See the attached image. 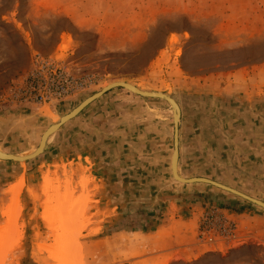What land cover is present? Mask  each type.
<instances>
[{"label": "rangeland", "instance_id": "374dc122", "mask_svg": "<svg viewBox=\"0 0 264 264\" xmlns=\"http://www.w3.org/2000/svg\"><path fill=\"white\" fill-rule=\"evenodd\" d=\"M116 81L178 104L182 178L264 202V0H0L2 152L36 148ZM173 141L167 102L114 89L36 159L0 160V264H59L48 248L60 237L69 264H151L141 261L149 254L171 255L166 264H264V209L175 181ZM84 157L104 180L84 175L95 172ZM16 189L20 212L8 222ZM196 211L198 255L180 258L194 245L150 252L130 236Z\"/></svg>", "mask_w": 264, "mask_h": 264}, {"label": "water", "instance_id": "95a60500", "mask_svg": "<svg viewBox=\"0 0 264 264\" xmlns=\"http://www.w3.org/2000/svg\"><path fill=\"white\" fill-rule=\"evenodd\" d=\"M114 89H124L134 95H138L143 98H149V99H160L165 102H167L172 110V120L174 124V141L173 146L174 150L172 153L171 158V172L172 176L175 181L181 184H206L212 187H215L219 190L228 192L236 197H239L257 207H260L264 209V202L251 198L249 196H246L232 188H229L227 186H224L222 184L216 183L214 181L205 179V178H190L185 179L182 178L178 174V158H179V150H178V122L180 119V109L178 104L172 99L169 95L161 93V92H155V91H144L136 88L135 86L124 82V81H116L113 83H110L109 85L103 87V89L94 94L93 96L87 98L85 101H83L79 106H77L75 109H73L70 113L62 116L58 119L55 123H53L41 136L40 142L38 146L28 152H23L19 154H8L5 152H2L0 150V160L5 162H12V163H26L28 161L34 160L40 155H42L45 151L46 145L49 142V140L52 138V136L62 127L64 124L68 123L70 120L77 117L88 105L93 103L98 98L102 97L104 94L114 90Z\"/></svg>", "mask_w": 264, "mask_h": 264}, {"label": "crops", "instance_id": "0c3cea01", "mask_svg": "<svg viewBox=\"0 0 264 264\" xmlns=\"http://www.w3.org/2000/svg\"><path fill=\"white\" fill-rule=\"evenodd\" d=\"M32 110L34 111V108H32ZM80 160H84L85 162L89 163L90 171H92L93 168L95 167L94 174L88 175L86 172L84 173V175L89 180L93 182L94 181L100 182L104 180L103 178L104 175L101 172H98L99 169H96V166H94L90 158L84 157V159H80ZM178 162H179V158H178ZM200 215H201V212L196 211L192 213L191 216H189L187 219L182 220V218H178V220L175 219L174 221H170V223H168L169 224L168 229L163 228L164 226H159L158 228H155L151 233L144 234V232H133L131 233L130 236L132 238H138V239L143 240V243L145 244V246L149 247L150 252L152 251L153 248H156V250H158L159 247H162V246L163 248H166L167 246L168 249H171V248L178 249L180 246H185V245L191 246V245H194L195 243V239H196L197 232H198V220H199ZM172 227H176V229L175 228L173 229ZM165 234H168V235H165ZM162 236H164L165 238L159 239ZM145 249L146 248L144 247V250ZM192 249H193L192 251L188 249L186 250L187 251L186 252L183 249V247H181L179 249L180 251H182L181 253L182 256H180V258L182 259L184 256H188L189 254L198 255L201 252H203V250L200 247H197L195 245L194 247H192ZM171 257H172L171 255H166V254H149L141 261L143 263L147 262L151 264H154V263L155 264H166L168 262L167 260H169L167 258H171Z\"/></svg>", "mask_w": 264, "mask_h": 264}, {"label": "bare ground", "instance_id": "6f19581e", "mask_svg": "<svg viewBox=\"0 0 264 264\" xmlns=\"http://www.w3.org/2000/svg\"><path fill=\"white\" fill-rule=\"evenodd\" d=\"M18 197H19V190L16 189V191L14 192V198H13V201L11 203V207L9 208V210L7 212L8 222H10L11 220H14L13 218L17 217L19 212H20V206H19V202H18ZM14 214H15V216H13ZM57 237H59V236L57 235ZM60 238L54 242V245H52L51 247L48 248V251L53 255L54 260L57 261L59 264H69L68 263L69 261L66 260L67 259L66 255L69 253V251L71 252V250L66 249V245L65 244L68 243V242L65 243L64 239L62 240ZM0 246H3V245H0ZM70 246H71V244H70ZM2 248H3V250L5 249L4 247H2ZM3 250H2V252H3ZM5 252H6V249H5ZM64 254H65V256H64Z\"/></svg>", "mask_w": 264, "mask_h": 264}, {"label": "trees", "instance_id": "16d2710c", "mask_svg": "<svg viewBox=\"0 0 264 264\" xmlns=\"http://www.w3.org/2000/svg\"><path fill=\"white\" fill-rule=\"evenodd\" d=\"M27 262L29 263V261L27 260V261L23 262L22 264H27ZM30 264H34V263H30Z\"/></svg>", "mask_w": 264, "mask_h": 264}]
</instances>
